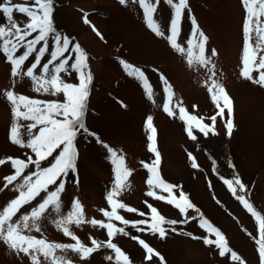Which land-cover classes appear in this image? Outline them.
Returning <instances> with one entry per match:
<instances>
[{
  "label": "rangeland",
  "instance_id": "374dc122",
  "mask_svg": "<svg viewBox=\"0 0 264 264\" xmlns=\"http://www.w3.org/2000/svg\"><path fill=\"white\" fill-rule=\"evenodd\" d=\"M13 2L22 3L23 0ZM187 3L178 43L187 47L194 18L199 30L208 38L205 54L215 65V80L231 100L233 129L230 135L226 128L227 110L222 116L218 115L219 110L208 91L211 73L203 67H189L186 55L176 52L166 39L172 9L164 0H160L154 18L165 31V37L156 36L146 26L138 4L129 2L122 5L119 0H55L56 29L79 43L88 55L93 80L84 121L89 132L95 133V136L80 133L76 138L78 174L70 173L66 178L65 190L61 194L62 213L70 210L75 198L83 205L85 220L107 222L100 210H110L105 197L112 187L114 173L109 154L97 142L98 137L118 154H123L125 166L132 170L128 178L130 187L117 199L138 211L119 209L120 215L130 222L148 219L150 204L166 220H185L174 205L146 195L150 190L146 184L149 173L140 162L151 164L155 159V154L147 147L150 133L145 126L146 118L151 116L156 128V147L161 157L159 174L165 182L177 186L173 190L177 198L183 191L198 211L189 210V215L194 218L176 224V231H168L164 238L150 231H137L131 224L113 221L117 227L125 228L128 235L118 233L112 242L128 256L130 262L140 264H238L231 261L229 255L221 257L215 246L203 243L204 237L215 239L214 235L210 236L200 227V216H203L220 230L229 247L244 264H260L254 239L259 238L257 221L225 183L226 179L239 177L246 192L237 194L246 195L253 208L264 217V87L240 76L245 10L241 0H187ZM84 14L89 20L87 24ZM14 17L21 24L26 21L19 13H14ZM0 23H6L2 16ZM93 25L102 38L93 31ZM212 49L216 50L215 56L211 55ZM48 58L49 53H46L42 63ZM33 59L34 55L26 61V65ZM121 60L145 73L153 90L151 100L141 82L127 75ZM161 75L167 79L171 93H174L173 102H179L187 115L201 118L212 131L205 135L193 128L196 137L193 140L187 134L191 122L180 119L178 108L174 109V116L163 111L166 94ZM61 76L68 83L79 82L76 73H62ZM8 89L43 101L63 102L64 96L62 93L57 96L37 93L29 78H13L10 64L0 54V159L12 157L26 160L28 156L35 159L30 149L13 144L9 139L13 123L12 105L3 95ZM220 103L223 106V101ZM212 116H216L215 122L211 120ZM20 123L25 125L20 131L22 139L27 142L26 125L30 121L21 120ZM52 159L50 157L42 162L41 166L48 167ZM193 161L197 164L196 168L192 167ZM34 170L35 167L30 165L25 174ZM13 172L10 162L0 165V188H3V178ZM77 179L78 183L75 182ZM16 195L18 193L11 186L0 191V209ZM44 195L41 193L32 205L25 206L22 213L28 212ZM157 195L168 194L157 190ZM140 212L148 215L141 216ZM55 217L56 214L52 213L41 221V232L27 234L50 242L74 243L57 229L53 223ZM70 227L85 246L91 247L92 239L98 242L108 240L107 231L99 226L83 223ZM134 236L144 240L159 256L153 255L151 260H146V250L138 240L132 239ZM58 254L66 255L72 264H116L114 253L106 247L97 249L85 259L71 251ZM108 256H113V260L106 259ZM0 264H31V261L23 254L16 255L0 241Z\"/></svg>",
  "mask_w": 264,
  "mask_h": 264
},
{
  "label": "snow or ice",
  "instance_id": "6c2138e0",
  "mask_svg": "<svg viewBox=\"0 0 264 264\" xmlns=\"http://www.w3.org/2000/svg\"><path fill=\"white\" fill-rule=\"evenodd\" d=\"M119 2L122 5L129 2L138 4L142 10L146 26L156 36L165 37V31L154 18L160 0H154V2L153 0H119ZM164 2L172 9L166 39L171 48L182 55H186V63L189 67L194 65L203 67L211 73L208 77L210 82L207 85L208 91L219 110L218 115L222 116L227 110L226 128L230 135L233 129L231 100L224 88L215 80L216 74L213 71L215 65L211 57L205 54L208 38L199 30L195 19L192 18L193 28L190 38L186 41L187 47L181 46L178 43V37L180 36L182 18L188 8L187 0H164ZM241 2L245 10V18L242 25L243 49L240 76L264 87V0H241ZM54 8L55 0H23L22 3H15L13 0H0V16L6 21V23H0V54H3L10 64L12 77L29 78L32 81L34 91L37 93H45L51 96L62 93L64 96V101L58 102L18 95L10 89L3 93L12 105L13 123L9 129V139L13 144L30 149L34 153L35 159L32 156H28L26 160L12 157L0 159V165L10 162L14 169L12 174L3 178L4 184L0 191L11 186L18 193L0 209V241L16 255L23 254L29 257L31 264H72L66 255L58 253L71 251L81 259H85L101 247L112 250L116 264H131L128 256L112 242V238L116 234L128 235V233L125 228L117 227L113 221H119L123 225L131 224L137 231H150L164 238L168 231H176L174 227L176 224L194 218L189 215V210L198 211V209H195L183 191L177 198L173 193L177 186L167 183L161 178L158 171L161 157L156 147V128L153 125L152 117L148 116L145 123L146 129L150 133L147 137L149 141L147 147L151 153L155 154V159L151 164L144 161L140 162L149 173L146 184L150 190L146 195L155 199L166 200L168 204L174 205L185 217V220H166L150 204L148 205L150 209L148 219L130 222L120 215L119 209H125L128 212L138 211L117 199L121 192L130 187L128 178L132 170L125 166L123 154H118L116 150L100 141L98 137L97 142L101 143L109 154L114 173L112 187L105 197L110 210H100L107 222L96 219L85 220L83 205L75 198L70 210L66 214L62 213L61 194L65 190L66 178L70 173L78 174L77 159L79 153L75 146L76 138L80 133L95 136V133L89 132L84 121L87 111L86 102L93 77L88 65L86 51L81 48L79 43H75L70 37L63 35L56 29ZM14 13L21 14L26 18V21L21 24L14 17ZM84 22L89 23L87 14H84ZM92 27L97 36L102 38L99 30L94 25ZM50 42L51 51L49 52ZM46 53H49V58L47 62L42 63V58ZM216 54V50L212 49L211 55L215 56ZM33 55L34 59L26 65V61H29ZM120 63L128 76L141 82L146 96L151 100L153 90L145 73L140 68L123 60ZM62 73L66 75L76 73L79 82L77 84L66 82L61 76ZM161 80L166 94L163 111L169 116H174V109L178 108L180 119L191 122L188 124L187 134L193 140L196 139L193 135V128L205 135L212 131L211 127L203 123L201 118L187 115L185 108L180 106L179 102L174 103V93H171L167 79L161 75ZM221 101H223V106H221ZM21 120L30 121L26 125L29 137L27 142L21 136L20 129L25 127L20 123ZM211 120L215 122L216 116H212ZM34 129L37 131L33 132ZM50 157L53 159L49 166L42 167V162L48 161ZM189 158L192 159L191 156ZM30 165L34 166L35 170L25 174V170L29 169ZM192 167H197L194 161ZM75 182L78 183V179ZM225 183L236 196V199L257 221L259 238L254 237V239L258 246L260 264H264V217H261L253 208L246 195L237 194L238 192H246L245 185L239 177L226 179ZM157 190L168 195H157ZM41 193H45V195L39 203L30 207L28 212L22 213V209L32 205L37 198L41 197ZM52 213L56 214L53 223L57 229L62 231L64 236L70 237L74 243L50 242L27 234L33 231L41 232V221L52 216ZM139 215L148 214L140 212ZM83 223H90L105 229L108 240L98 242L92 239V246H85L74 235L70 227L73 224L80 226ZM164 225L170 227L165 228ZM200 227L204 228L210 236H215V239L204 237L203 243L205 245L215 246L221 257L229 255L231 261L244 264L241 257L229 247L220 230L212 226L203 216H200ZM132 239L138 240L146 250V260H151L153 255L159 256V253H156L144 240L135 236ZM106 259L111 261L113 256H108ZM161 259L163 258L161 257Z\"/></svg>",
  "mask_w": 264,
  "mask_h": 264
}]
</instances>
